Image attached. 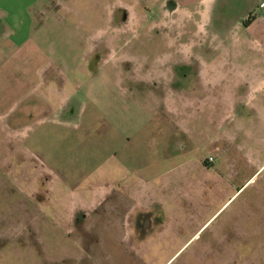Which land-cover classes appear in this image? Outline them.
Returning a JSON list of instances; mask_svg holds the SVG:
<instances>
[{
    "label": "rangeland",
    "instance_id": "1",
    "mask_svg": "<svg viewBox=\"0 0 264 264\" xmlns=\"http://www.w3.org/2000/svg\"><path fill=\"white\" fill-rule=\"evenodd\" d=\"M207 1L201 30L189 22L199 0H40L33 18L40 27L28 44L9 46L0 32V264H77L64 258L81 255L78 245L113 264H196L194 254L208 264H264V208L257 207H264V142L255 139L250 185L187 250L164 242L137 262L93 231L86 237L97 236L100 245L90 250L78 224L68 222L77 204L111 206L138 179H151L158 192L169 169L213 154L210 137L218 147L229 145L238 111L211 108L199 97L191 103L173 88L198 91L201 71L219 69L231 80L235 70L249 72L250 45L264 41V33L244 34L241 20L261 15L264 0ZM194 32L201 33L197 42L189 37ZM156 86L166 89L159 95ZM247 196L245 244L241 219L231 223L229 212ZM195 209L210 216L218 210ZM188 234L184 229V239ZM207 241L215 249L229 243L232 253L223 260L192 252Z\"/></svg>",
    "mask_w": 264,
    "mask_h": 264
},
{
    "label": "crops",
    "instance_id": "2",
    "mask_svg": "<svg viewBox=\"0 0 264 264\" xmlns=\"http://www.w3.org/2000/svg\"><path fill=\"white\" fill-rule=\"evenodd\" d=\"M39 1L0 0L1 38L9 46L20 48L31 41V30L37 27V25L34 26L33 18L39 12V9L34 11V8ZM196 5L195 16L192 19L189 18V22L201 30L203 27L202 23L208 19L210 12L208 9L209 4L207 0H199ZM121 6L122 4L119 8ZM124 11L126 14L127 10ZM197 16L201 18L200 21L196 20ZM185 18L183 16L179 21L181 22ZM262 21H264V11L255 18L249 15L247 20H241V30L244 34L251 28L259 34L264 33V27L261 26ZM239 27L237 29H240ZM200 34V32H194L189 34V37L194 42H197L201 37ZM235 44L237 48L242 44L238 37L235 38ZM250 47L252 52L249 55V61L252 63L249 72L244 73L243 71L237 72L235 70L234 79L231 80V77L220 73L219 69L210 73L208 70L206 72L201 71L198 75L199 84L196 85L200 86L201 90L173 88L176 92L184 93L183 95L187 96L191 100V103H193L195 97H199L202 100L204 99L203 104L210 103L207 106L211 108L219 106L221 109L228 108L238 111L240 119L237 122L235 131H233L232 137L229 138V145L218 147V144H220L218 138H215V136L213 138L210 137L209 143L213 147V154L203 159H196L193 164L187 167L177 166L173 170L169 169L161 179V189L158 192L155 191L151 179L146 181L138 179L132 182L133 186L128 189V192L122 190L121 194H115L127 205L128 209L133 210V213L138 218L141 217V214L148 213V218L150 219L149 227L141 225L143 221H141L142 219H138L134 230L131 228L125 229L128 233L124 235L121 233V231H124L121 227V222H118L119 234L116 240L123 239L125 241L118 242V245L126 249L127 254H130L137 262H144L143 256L147 254L146 249L155 247L160 243L164 244V242L171 249L178 248V252L183 248L187 250L199 236L201 237L202 231L207 230L217 220V213L224 207H229L233 204L238 198V192L247 184L250 185L251 176L249 171L251 170L252 157H254L252 155L251 142L252 139L257 140L259 143L264 142V41H256ZM2 54V50L0 49V55ZM165 89L158 86L156 90L160 95L162 93L161 90ZM226 94H229V96L231 94L232 97H226ZM229 98L230 105H226L224 99ZM170 99L175 100L172 97ZM166 104H168L166 101L162 103V105ZM244 115L246 119H243ZM182 131L183 134L186 133V131ZM238 141L241 142L239 143ZM209 157H213L214 160L211 164L207 165L206 160ZM190 172H195V174L190 175ZM240 177V180L244 182L242 185L237 182ZM250 200L248 196L247 198H242L238 205L240 208L230 210L229 212L231 223L232 220L237 222V219H241L238 226L241 233H244L241 238H243L244 241L242 240V242L245 244L249 239L246 224L249 221L248 208L250 207ZM184 205L188 206L189 211L182 209ZM214 205L218 210L211 216L195 209ZM259 205L257 207H259L260 211V208L264 207L261 203ZM243 217H245L244 220ZM262 224L264 223L262 222ZM243 227L245 229L242 230ZM184 229L189 233L188 238L186 237L185 239L183 235ZM212 231L215 242L219 244V234H221L219 229L214 226ZM256 233L258 232L256 231ZM99 243L89 240V245L87 246L90 250L94 251L100 245ZM78 246L81 255L76 256L74 252H69L64 259L73 260L77 264L82 263L84 260H90L93 264H113V258H107L110 262H104L101 259V255L90 254L84 251L87 247ZM221 247L223 248L220 250ZM163 248H166V246L163 245ZM217 248L215 249L214 244L207 241L206 245H202V247L192 252L215 253L216 255H221V259L223 260L228 258L227 255L232 253V247L229 243L223 246L217 245ZM205 259V257L199 258V256L194 254L190 257V263L197 262L196 264H198L199 262L200 264H208V261H205ZM221 264H224L222 260Z\"/></svg>",
    "mask_w": 264,
    "mask_h": 264
},
{
    "label": "flooded vegetation",
    "instance_id": "3",
    "mask_svg": "<svg viewBox=\"0 0 264 264\" xmlns=\"http://www.w3.org/2000/svg\"><path fill=\"white\" fill-rule=\"evenodd\" d=\"M211 158L214 160L213 157ZM213 160L211 162L206 160L207 165L211 164ZM95 209H98V210H95ZM93 215H96V216H93ZM138 219H142L141 221L143 222L141 225H146V227H149L150 219L148 218V213L141 214V217L138 218L136 214L133 213V210L128 209L127 205H125L121 201V199L115 195L114 204L108 207L101 206V205L96 207V205H94L93 208H91L84 201L82 204H77V207L75 206V209H73L72 216L68 220V222H71L75 225L78 224L77 228L79 229H77V232L80 231L78 234V236L80 237V241L84 240V242L83 241L82 242L84 244L86 243L85 245L87 246L89 242H87L86 240L88 239L95 243L99 242V240L96 239L97 236L93 237L92 239L86 237L92 231L93 233L97 232L100 238H102L103 236V238L105 237L106 239H109V241H111L112 243L118 244V242L123 241V239L116 240L119 234L118 222H121L122 228L124 229L131 228L132 230H134L135 223H137ZM87 224L88 226L85 227ZM124 238L127 240L126 237ZM83 247L85 248V246Z\"/></svg>",
    "mask_w": 264,
    "mask_h": 264
},
{
    "label": "built area",
    "instance_id": "4",
    "mask_svg": "<svg viewBox=\"0 0 264 264\" xmlns=\"http://www.w3.org/2000/svg\"><path fill=\"white\" fill-rule=\"evenodd\" d=\"M212 160H213L212 158H209V160H208V161H209V162H211Z\"/></svg>",
    "mask_w": 264,
    "mask_h": 264
}]
</instances>
